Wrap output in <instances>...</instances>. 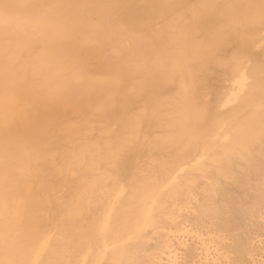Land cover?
<instances>
[{
  "label": "bare ground",
  "instance_id": "bare-ground-1",
  "mask_svg": "<svg viewBox=\"0 0 264 264\" xmlns=\"http://www.w3.org/2000/svg\"><path fill=\"white\" fill-rule=\"evenodd\" d=\"M0 264H264V0H0Z\"/></svg>",
  "mask_w": 264,
  "mask_h": 264
}]
</instances>
